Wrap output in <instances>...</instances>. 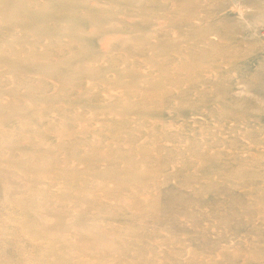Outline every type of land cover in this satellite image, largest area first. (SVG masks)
<instances>
[{
	"label": "rangeland",
	"instance_id": "1",
	"mask_svg": "<svg viewBox=\"0 0 264 264\" xmlns=\"http://www.w3.org/2000/svg\"><path fill=\"white\" fill-rule=\"evenodd\" d=\"M0 264H264V0H0Z\"/></svg>",
	"mask_w": 264,
	"mask_h": 264
}]
</instances>
